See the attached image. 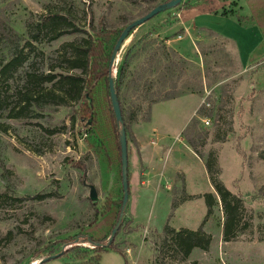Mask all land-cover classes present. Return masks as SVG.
<instances>
[{
	"label": "rangeland",
	"instance_id": "rangeland-1",
	"mask_svg": "<svg viewBox=\"0 0 264 264\" xmlns=\"http://www.w3.org/2000/svg\"><path fill=\"white\" fill-rule=\"evenodd\" d=\"M166 2L0 0V30L8 35L0 42V69L15 52L26 56L22 67L0 78L1 96L7 98L0 107V264H38L49 257L54 258L42 264H78L77 254L85 264L97 257V264H198L194 260L198 257L200 264H264V242L258 240L259 230L264 233V0H182L136 27L112 67L115 80L125 53L132 48L120 93L125 113L128 108L137 112L140 107L139 116L144 119L146 115L147 100L138 98L128 85L139 75L152 82V91H161V96L165 92L177 98L191 94L195 99L189 105L200 102L195 116L198 124L191 135L195 148L203 160H210V154L215 158L217 178L241 199L240 224H248L230 245L217 240V231L210 225L208 254L195 253L179 262L168 240L162 243L167 239L162 235L167 222L159 233L148 230L139 239L127 241L124 217V227L113 241L122 255L99 253L87 241H107L120 201L119 129L114 127L102 80L89 83L88 105L47 107L35 119L8 118L24 72L45 73L52 67L55 76L59 75L65 60L73 56L74 46L86 38L79 33L52 39L54 32L43 29L31 40L27 24L48 21L64 28L65 24L58 22L62 17L88 34L89 25L113 32ZM254 10L262 24L259 29L254 28ZM229 16L244 18L240 25L247 29L238 31ZM217 30H226L230 39L214 33ZM182 35L190 36L199 55L197 62L185 64L163 49L167 40L178 42ZM183 44L194 58L187 39ZM243 49L247 60L245 55L240 57ZM57 80L43 87L58 90ZM203 118L209 121L207 126L201 122ZM84 120L90 124L87 134ZM216 136L223 140L218 142ZM90 186L96 193L94 202L89 199ZM216 200L214 218L222 215ZM155 217L151 224L159 223ZM70 247L77 251L66 253Z\"/></svg>",
	"mask_w": 264,
	"mask_h": 264
},
{
	"label": "trees",
	"instance_id": "trees-1",
	"mask_svg": "<svg viewBox=\"0 0 264 264\" xmlns=\"http://www.w3.org/2000/svg\"><path fill=\"white\" fill-rule=\"evenodd\" d=\"M170 0H168L169 2ZM167 3V2H166ZM253 15V21L261 27L262 24L256 20L258 16L257 10L251 12ZM224 16V14H221ZM57 20V19H55ZM58 22H63L65 25L64 28H56V23L50 24L48 21L45 24L32 25L27 24L26 29L29 33L31 40L36 39V33H40L45 29L54 32L53 38L56 39L58 37L64 35L71 34H84L86 38H82L81 44L78 46H74V54L71 58L65 60V67L60 68L61 73L57 76L53 73V68L50 67L47 72H41L39 74H34L33 71L26 70L24 72L22 78V84L19 87L18 91L15 93L16 96V104L12 107L8 108L7 115L9 119L20 120V119H35L38 117L39 113L43 111L44 108L47 107H66L69 106V103L72 104H83L90 102L89 97V89L95 81L102 80L105 83L106 92L108 94V80L112 75V67L110 64L111 52L114 47L116 40L118 39L121 31L125 26H122L118 30H114L113 32H108L103 29L98 31L89 25V29L91 34H88L86 30L82 27L77 26L76 24H70L66 21L65 18L59 17ZM237 23L241 24L244 21V18L237 16ZM41 25V26H40ZM8 33H11L10 29L6 28ZM8 35L4 31V29L0 30V42L7 38ZM132 49V48H131ZM131 49L127 50L125 53L123 60L119 66L117 75L114 80V89L115 94L117 96L119 107L121 111V116L123 119V127L126 133V123L123 118V104L120 100L121 87L124 85V81L127 78L129 72V64L131 57ZM165 51L172 54L176 58L185 64L189 62L182 59L172 50H166L165 46L163 47ZM168 57V56H167ZM26 62V56H23L22 52L14 53L11 58L3 64L0 69V78L6 75V72L9 70H16L18 67H22L23 63ZM149 65H151L149 63ZM58 78L57 83L60 84L58 90L53 89L52 87L46 88L43 85H48L54 83L55 79ZM164 80L166 77H163ZM92 83L91 85L89 83ZM128 85L132 88L133 93L137 94V97H143V99L147 100V111L148 114L149 108L152 104L167 101L171 99L177 98L178 95L170 92H165L161 96V91H152L153 83L149 82L144 76H134L132 77ZM7 98L2 97L0 93V107L3 103H5ZM136 109V108H135ZM128 111L132 112L130 115L131 118H135V116L140 113V107L137 108V112L132 110V108H128ZM111 117L114 122V127L117 126L116 121L114 119L111 105H110ZM197 114V111H196ZM84 118H82L83 120ZM71 124L74 125V118L71 119ZM198 121L193 118L187 128L183 131L182 136L186 141L187 145L190 149L201 159L202 156L195 148V142L192 138V129L197 126ZM84 132L89 133L88 129L90 128V124L88 120H84L83 122ZM119 129V128H118ZM118 139V134H117ZM217 141H222L223 138H219L216 136ZM118 178L120 183V201L118 204V210L115 217V222L111 227H114L119 212L122 201V187H121V178H120V151H119V143H118ZM205 170L207 172L210 184L215 191L217 199L220 204V208L223 215V222L221 226V240L224 243L236 242L238 234L244 230L248 224L247 222H241V215L243 213V205L241 199L232 193H230L223 184L218 180L217 175L219 170L216 166L215 158L210 154V160H203ZM2 164H0V168H2ZM205 206H206V215L203 221H205L208 217L212 215V209L217 205V200L211 195L206 194L203 196ZM190 199L184 194V190L182 188L181 193L178 197V200L172 202L171 209H174L178 202ZM249 219H251L249 217ZM124 225L119 226L118 231L123 229ZM110 230V232H111ZM134 229L127 226L126 234L132 233ZM117 231V232H118ZM109 232V235H110ZM117 235V233H116ZM115 235V236H116ZM162 235L164 236L163 244H166L167 240L170 243V248L173 250L174 254L179 255V262H184L186 258L190 255L191 251L194 249H198L206 252L209 249V245L211 242V236L206 234L199 228L196 231H191L187 229H179L175 230L170 228L169 226H165L162 230ZM109 237V236H108ZM108 239V238H106ZM260 242H264V233L259 230V238ZM87 241L94 246V249L99 253H104L106 251H113L121 254V251L113 244L114 239L108 244L106 240L104 241H93L90 238ZM105 242V244H104ZM76 248L70 247L66 250V253H74ZM76 259H79L78 264H85L81 261V258L77 255L74 256ZM99 258H94L88 264H97ZM189 264H196V262H191Z\"/></svg>",
	"mask_w": 264,
	"mask_h": 264
},
{
	"label": "crops",
	"instance_id": "crops-1",
	"mask_svg": "<svg viewBox=\"0 0 264 264\" xmlns=\"http://www.w3.org/2000/svg\"><path fill=\"white\" fill-rule=\"evenodd\" d=\"M227 18L238 31L247 29L237 23L236 17ZM254 24V28L259 29V26ZM214 33L230 39L226 30H217ZM248 34L250 35L251 32ZM255 37L252 38L255 40ZM184 39L190 44L194 58L186 53ZM236 44L244 43L236 42ZM166 47L188 62L195 63L198 60L199 55L193 47L190 36L182 35L178 42L167 40ZM239 53L240 57H243L244 49L241 52L239 50ZM247 58L248 54L243 59L247 60ZM194 99V95L185 94L175 99L154 103L144 119L139 116L140 113L135 118L130 117L132 112L128 110L127 113H123L126 125L129 123V138L126 139L128 200L123 217L128 226L134 229L125 236L127 241L139 239L148 230L159 233L167 222L166 224L175 230L196 231L201 228L210 236L207 227L212 225L217 231V240L222 242L221 213L220 217L216 218L215 215L214 218L211 215L203 221L206 215L203 196L211 194L215 199L217 196L210 184L203 160L190 149L182 136L190 121L195 118L200 105L198 100L195 106L189 105V101ZM182 188L190 199L178 202L176 207L171 209L173 200H178ZM154 216L159 223L156 221L154 224L150 223L154 220ZM211 242L207 252L194 249L189 258L194 257L195 253L208 254ZM231 243L233 242L224 244ZM198 258L194 260L200 264Z\"/></svg>",
	"mask_w": 264,
	"mask_h": 264
},
{
	"label": "water",
	"instance_id": "water-1",
	"mask_svg": "<svg viewBox=\"0 0 264 264\" xmlns=\"http://www.w3.org/2000/svg\"><path fill=\"white\" fill-rule=\"evenodd\" d=\"M182 0H170L169 2L156 6L152 8L148 13L143 15L140 18H137L127 24L124 29L121 31L118 39L116 40L114 47L111 52V57H110V64L111 67H113L114 63L116 64L117 62V57L121 51V48L123 46V43L125 40L128 38L129 34L138 26L146 23L156 15L160 14L161 12H164L168 9L176 7ZM108 93H109V100H110V105L112 109V113L114 116V119L116 121V124L119 128L118 131V143H119V151H120V178H121V187H122V201H121V206H120V212L117 218V221L112 228L110 235L107 239V243L109 244L114 238L115 235L118 231V228L121 224L122 218L124 216V209L127 204L128 200V179H127V140H126V133L125 129L123 127V119L121 116V111L119 107V102L117 99V96L115 94V89H114V80L112 75L109 77L108 80ZM89 199L91 201H95L97 199L96 193L93 187H89ZM54 257H49L43 260H40L38 264H42L44 262H47L48 260L53 259Z\"/></svg>",
	"mask_w": 264,
	"mask_h": 264
},
{
	"label": "built area",
	"instance_id": "built-area-1",
	"mask_svg": "<svg viewBox=\"0 0 264 264\" xmlns=\"http://www.w3.org/2000/svg\"><path fill=\"white\" fill-rule=\"evenodd\" d=\"M112 73H113V70H112ZM201 122H202L205 126H207V125L209 124V121H208L206 118L201 119Z\"/></svg>",
	"mask_w": 264,
	"mask_h": 264
},
{
	"label": "bare ground",
	"instance_id": "bare-ground-1",
	"mask_svg": "<svg viewBox=\"0 0 264 264\" xmlns=\"http://www.w3.org/2000/svg\"><path fill=\"white\" fill-rule=\"evenodd\" d=\"M126 43H127V41L125 40V42L123 43V46H122V48H123V47H125Z\"/></svg>",
	"mask_w": 264,
	"mask_h": 264
}]
</instances>
